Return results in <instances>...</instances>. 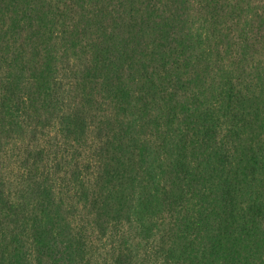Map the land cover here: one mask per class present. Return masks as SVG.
<instances>
[{"label": "trees", "instance_id": "1", "mask_svg": "<svg viewBox=\"0 0 264 264\" xmlns=\"http://www.w3.org/2000/svg\"><path fill=\"white\" fill-rule=\"evenodd\" d=\"M0 264H264V0H0Z\"/></svg>", "mask_w": 264, "mask_h": 264}]
</instances>
